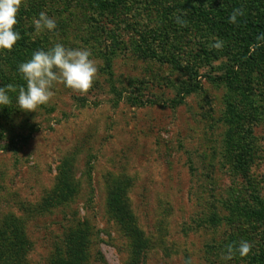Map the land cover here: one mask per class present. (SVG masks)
I'll return each instance as SVG.
<instances>
[{"label":"rangeland","instance_id":"rangeland-1","mask_svg":"<svg viewBox=\"0 0 264 264\" xmlns=\"http://www.w3.org/2000/svg\"><path fill=\"white\" fill-rule=\"evenodd\" d=\"M235 6L264 13V0H24L22 38L0 50V87L17 86L0 106V227L15 221L26 264H48L83 221L89 264L129 263L114 182L151 245L141 264H264V50L241 58L253 39L216 15ZM41 12L55 30L36 32ZM57 43L91 50L93 87L57 84L20 110L19 65ZM65 184L70 199L41 210ZM241 240L251 252L224 259Z\"/></svg>","mask_w":264,"mask_h":264},{"label":"clouds","instance_id":"clouds-1","mask_svg":"<svg viewBox=\"0 0 264 264\" xmlns=\"http://www.w3.org/2000/svg\"><path fill=\"white\" fill-rule=\"evenodd\" d=\"M24 0H0V50L11 51L21 39L17 32L18 13ZM242 9H234L229 17L231 23L236 22L237 16L243 15ZM37 33L44 30L53 31L56 20L47 13L41 12L33 21ZM215 43L210 48L221 49L223 41L213 38ZM92 53L87 48H67L57 43L48 50H37L31 59L19 65V72L26 81V87L18 89L17 104L20 110L36 112V110L50 102L55 92L52 90L57 84L80 94H86L93 87L98 75L97 62L91 58ZM17 92V86L8 84L0 87V106H10L12 103L8 93ZM252 245L241 240L238 246L233 243L226 246L227 254L224 259L230 260L238 252L246 257Z\"/></svg>","mask_w":264,"mask_h":264},{"label":"trees","instance_id":"trees-1","mask_svg":"<svg viewBox=\"0 0 264 264\" xmlns=\"http://www.w3.org/2000/svg\"><path fill=\"white\" fill-rule=\"evenodd\" d=\"M244 8L245 7L241 8L237 6L233 8V10L242 9L244 12L243 15L237 16L235 23L229 21V17L233 13V10L226 11L220 9L216 15L225 25L232 26L234 29L242 33H248L251 36L253 39V53L251 56L247 57L246 54L251 46L250 43H248V45L241 47V49H243L241 58L243 60H248L249 65L253 63L259 65L257 62H260L261 59H258V55L264 50V13L251 16L245 12L246 10ZM16 50L22 51L19 45L16 46ZM60 175L63 178H67L64 173ZM67 186L65 184L62 189H59L61 196L66 194L64 197L60 198L61 196H54L55 198L47 199L41 205V210L46 211L57 206L58 203L70 199L68 197L71 195V191ZM113 186L108 202L112 217L120 224L122 223L125 228L124 230H126V234L133 240L131 257L127 264H141V262H145V256L148 251L151 250V245L145 239L143 232L136 228V221L130 213L126 199V190L128 186L126 183L121 182H114ZM115 193L118 194L115 195ZM12 221L13 222L9 223V225L7 224L0 227V264H26L22 248L24 245H21L24 238L15 221ZM77 225L81 226V228L76 227L77 229L71 232L67 244L63 245L58 250L57 254L48 264H89V253L91 251V242L88 238L89 231L85 229V221L78 222Z\"/></svg>","mask_w":264,"mask_h":264}]
</instances>
